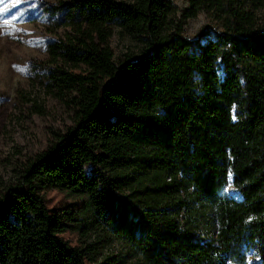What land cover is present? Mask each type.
I'll list each match as a JSON object with an SVG mask.
<instances>
[{
	"label": "trees",
	"instance_id": "1",
	"mask_svg": "<svg viewBox=\"0 0 264 264\" xmlns=\"http://www.w3.org/2000/svg\"><path fill=\"white\" fill-rule=\"evenodd\" d=\"M263 1L188 0L177 19L172 0L42 4L64 32L46 42L45 76L72 117L0 196V264H89L63 233L95 218L143 264H225L247 248L264 264ZM200 11L221 29L188 38ZM114 33L138 44L119 62ZM229 173L239 198L219 193ZM50 189L79 203L50 206ZM197 207L213 238L196 233Z\"/></svg>",
	"mask_w": 264,
	"mask_h": 264
},
{
	"label": "rangeland",
	"instance_id": "2",
	"mask_svg": "<svg viewBox=\"0 0 264 264\" xmlns=\"http://www.w3.org/2000/svg\"><path fill=\"white\" fill-rule=\"evenodd\" d=\"M63 0H0V196L5 187L16 183L29 158L50 143L52 133L63 130L72 117L71 96H58L46 79L49 56L46 42L64 36L63 29L52 31V22L41 14L42 4H57ZM176 19L188 7V0H172ZM257 24L264 26V1L256 10ZM55 28V26H54ZM209 14L200 11L184 24L188 38L200 31L212 37L220 30ZM108 44L116 62L137 49V42L128 36L114 33ZM228 182L219 193L239 198V190ZM50 206L77 201L57 189L45 192ZM194 219L199 222L196 233L200 238H213L216 221L210 209L197 207ZM63 237L72 244L82 243L89 264H143L139 254L115 236L108 226L95 218L82 233L66 231ZM225 264H260L253 248L242 250L241 256L228 259Z\"/></svg>",
	"mask_w": 264,
	"mask_h": 264
}]
</instances>
